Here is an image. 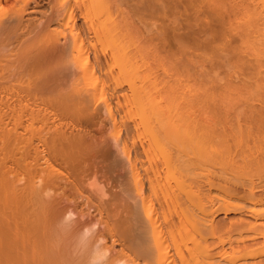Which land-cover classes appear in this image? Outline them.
Instances as JSON below:
<instances>
[{
	"label": "bare ground",
	"instance_id": "bare-ground-1",
	"mask_svg": "<svg viewBox=\"0 0 264 264\" xmlns=\"http://www.w3.org/2000/svg\"><path fill=\"white\" fill-rule=\"evenodd\" d=\"M2 1H5V0H0V4ZM8 1H11V0H6V2H8ZM44 1L45 0H12L13 3L12 2L11 3L17 7H15V9L11 13H8L9 15L4 16V18L2 17L3 19L0 20V133H2L0 135H2V136L4 135L6 138L11 137L13 139V141L15 140V143L14 142H11V143H14L15 148H16V146H17L16 140H20V137L22 138V131L20 132V131H18L19 129H17L18 125L22 124V126H25L26 128L24 127V131H26L25 129H27V126L28 127L32 126L31 130H33V126H35L36 124H40L41 126H43L46 129L45 131L48 134V135L44 134L41 136L38 135L39 136L38 137V144L40 145L41 149H39L38 146H35L33 148V153L31 156H30L31 153L29 152L30 153L29 154L25 148L24 149L26 151V154L28 153L27 156L24 153V149H22L23 151L21 150L23 152V155L19 154L18 155L19 157H17V158L12 157L9 154L11 156V157H9V158H11L10 162H9V164L11 163L10 165L8 164L7 160L5 159V158H7L5 156L6 155L5 152H4V154L3 153L1 154V155H3L4 158H2V156H0V264H51V263L56 264V263H59L58 262V261H60V260H58L59 257L57 259V257L55 256L56 257L55 258L54 255L57 254V256H58L59 253H61V252H59L58 251L59 249H58L57 250L58 253H56L55 249H52V247L50 245H47V238L51 237V241L49 239H48V241L53 242L54 239L52 240V236L56 237L57 234H55L54 232L52 233L51 230H57L58 228L60 229V227H61V229H64L66 227H69L71 224H73V225L76 224V227L71 232V236H70L69 241L67 242V245L69 247H72V245H73L74 249L72 251L71 250L70 251L74 252L76 254L75 255L76 257L73 259L72 262H70V264H128V263L133 264V263H136V261L134 260L135 257H137L135 259H138V258H140V260L142 259V261H144L145 264H175V262H176L175 258L178 259L177 257H179V263L181 262L182 264H199V263L200 264L201 263H203V264H264V257H262V256H264V144H262V142L260 143L261 139H263V137H264V108H263L264 107V0H135L136 3L135 4L133 3L134 5L131 8L132 13L130 12V15L134 18L132 20L133 26L134 27L138 26L139 28L142 27V29H144L141 32V35H142L141 38H140V35L139 36L136 35L139 32L138 30H137L138 32L136 31L137 33H135L136 38L139 37V40L137 39L138 43L139 42L141 43L144 41L143 44L145 46L146 44L149 45L150 43L155 44L154 42L157 41V39H158L160 41V43L162 42L163 44H165L169 47L168 44H169V40L171 39L170 37H172L173 40L175 39L174 40L175 42L177 40L176 44L178 43L180 55L184 54V56H181L182 58L184 57V61H179L181 59V58L179 59V57H178L179 60H177L178 62H181V64L178 63V65H176L177 61L175 62L173 60V62L175 63V66H180V67H177V70H178V68H180L181 71L180 70L179 71L182 72V75L184 74V76L186 78L190 77L189 79H191V77H193L191 79V83L193 80L194 81L193 83L196 85L195 87L193 86L194 88H197L198 87L197 85H199V86L201 85L200 87H202V86L205 87L204 88L205 91H207V92H208V90L210 91V93L208 92L209 94L212 93L211 97H212V95H214V99H213L215 101L214 106H217V107L213 109V114H216V116H215L216 121H215V119H213L214 120L213 122L211 121L212 123L210 121H208L209 123H207V121H205V120H207V117H209L208 116V115H210V113H209V114H207V117H205L206 119L202 118L204 120H202V122L200 121L198 125H193L192 124L193 122L192 123L190 122V125L192 124L193 127L196 126L195 129L192 128V126H190V127L188 126L189 121L186 122L187 127L185 125H182L183 122L185 123V121H186L185 119H184V121H182V123L179 122V124H178L179 127H180V125H182V128L186 127L185 130H182L181 133L178 130L179 128L175 127L176 129L174 130V126L170 127L172 124L168 126V129L170 127V130L172 131V133H174V131H175L174 135H177V136H178V134L181 135L182 133H184V135L182 134L181 137L178 136L179 138H177V136H176V139H178V141L181 139L179 142H181L184 139L182 141V143L185 142L184 144H186L187 147L189 145H191V146L195 145L194 146V147H196L195 149L199 150L201 152L200 154L203 156V158H204V156L206 158L210 156V154H208L209 156H207V154L205 155V153L212 152L220 158L219 163L220 164L222 163L223 167L225 165H227V166L231 165L229 167H232V166L235 167L236 165L238 166V164H241L242 167L245 168V170L246 169L249 170V173L245 174V175L248 174L247 175L248 177L246 179H244V178L239 179V177L238 178H235V177L230 178V176L220 175L221 173L218 174V175H220V178L218 177L219 178L218 179L217 176L214 177L215 171H213V172L211 171L212 174H210V172H209L210 169H209L208 172H209L210 177H207L208 175L205 176L207 174L206 173V174H204V176L206 178L205 177H204L205 179L203 178L204 180L202 181V183L199 182L200 185H199V183H197L198 187H199L198 190H200L199 193H202L201 187L203 188L205 186H207L208 189L216 188V189L222 191V193L224 192V194H225V195L223 194L224 198L220 199L221 201H219V203L216 205L214 212H220V213L223 212L224 214H228V213L232 212V213H237V214L241 215L237 219L236 218L230 219L231 221L229 222L227 227H225V229L227 230V232H226L227 234H228V232L230 233V235L232 233L233 234L236 233L239 237H237V239L235 240L236 244L233 243L236 245V249H233V251L231 252L232 254L225 252L226 250L222 251V249H221V251H219L220 249L218 251L216 249H215L216 251L213 249V251H215V252H213L211 250L210 251L211 253H210L208 251L210 249L209 246L212 245L213 243L212 244L208 243V241L206 239L207 235H205V233L209 232L207 230L208 229L207 227L214 229V228H217V226L215 227V225H214L215 223L213 224V221L211 218H210L211 221H210V219L205 220V218L195 216L192 212H190V210L186 211V214L188 212H190V217L192 214H193V216H195V218L192 216V218H193L192 223H191V221L188 223H190V225L193 224L191 227L193 228L194 232L199 235V238L201 237L200 240L199 239L196 240L193 237L192 241L191 242L189 241V243L191 244L190 245L191 248L188 246V244H186V246L183 245L185 247L188 246V250L190 249V251L186 252V254L189 253V256L186 254L182 255V253H180V249L183 251V247H182V244L179 242H182L183 240H179V239L177 240V237H175L172 234L173 231H172V227H171V222L168 221V219H166L165 214H164V210L162 209V207L160 208V214L162 215V223L159 222V216H158L157 212H155L156 210H155V207H154L153 202L151 200V197H154L155 200L160 199V198L157 199V197H159V196H157L158 195L157 192H159V190L156 191V188L154 187V182H153L154 177L151 178L148 173L151 171V173L156 174V170H158V169H157V165L155 163L153 166L151 165L152 162L150 164V161H152V160H150L148 158V156H149L148 153H149L150 145H151L150 141L149 142L147 141L148 143L144 145L143 144L144 142H142L141 139H139V137H141L140 135L142 134L140 131L139 132L140 135L138 134V137H137V135L133 134L139 140L138 144L136 143L137 138L135 137V139H136L135 140L134 136H132L131 134L129 135V133L131 132L129 129H130L132 124L130 125L129 121L125 122V119L124 120L122 119V117H124V115L121 114L122 112L120 113L117 110L119 108L117 107L118 105H116L115 106V107H117L116 112H119V114H121V116L119 118L120 119L119 122L122 125V127H121V125H120V127L123 128L125 130V133H126L123 135H126L128 137L131 136V141H130V139H128V141L130 142L129 144H127L125 142V140L127 141L128 137L126 138V136H125V138L123 137L124 139L122 140V138L119 135L121 132L119 134L117 132V131L122 130V129L118 128L119 123L117 122L118 120L116 118V115L114 114L115 108H114V112H113V109H112L113 107L111 106V102H110L111 100H109V98L117 97V99L114 98L116 100V103H114V104H119V103H117V101L119 99L118 96L119 95L121 96V94H117V90L119 91V89H120V88H118V84L120 82V79H122V76L123 77L125 76L123 78V81H121L122 83H124V82H127V79H128V81H131V77L133 78L135 75L137 76L139 74L138 70H137V69H139L138 68L139 63L136 65L137 61L135 59H136V55L140 54V52L144 49V46H142L141 45L142 43H141L140 45L143 47V49L140 48L141 46H138V48L136 49L135 45H138V43L131 41V38H133L135 36L134 35L132 37V35L134 34V31H135L133 29L134 27L129 25L130 20L127 21L129 19L128 15H123L121 17L122 13L127 14L129 12H127V11L123 12L122 10L123 9L125 10L126 8H123L121 6L122 4H119L121 6V8H123V9H121L122 12L121 11L118 12L119 10H117L118 13H121L119 15L117 14V17L118 16H119V18L121 17L120 20L125 23V25L123 23L122 25H120V27L121 28L123 26L125 27L126 24L128 23L126 27L129 28L131 33L133 31V34L131 35L129 30L123 29L124 27L122 28V30H125V32H127V34L129 33L128 35H131V37L129 38L130 41H127V43L129 42L131 44V42H132V46L134 48V52H133V49H132V52L134 54H135L136 50H137V52H136V55L134 56V54L130 51V53L133 54V56H134V59H133L132 55H129V54L126 55V53L121 49L124 52L123 54L127 57L120 58L122 56H119L120 54L116 53V51L119 48H117L116 47L117 44H115V47L117 49H116V51H114L115 50L114 49L113 50L114 53L112 51L113 54H110L112 57L109 55L111 57V59H110V62L108 60L109 64H107V66H108L107 69L110 70L109 66L111 67V66H113V64L114 65L116 64V66H118V72L116 75L115 74L111 75L112 77H111V80L109 81L110 82V84H109V83H106V82H108V81H106V79L101 77V75H103V74H101V72H104L102 70L104 65L102 64L103 62L101 61V58L99 56L100 50L95 47L96 45H94V42H92L93 41L92 39H91L92 40L91 42L89 40L91 38L90 36L92 34H93V37H95V38H99V36L101 35V32H103L102 34H104V31L102 30L100 32L101 28H99V27H101L102 24H104L103 20L101 21L100 19L99 20L97 19L98 21L96 23H99L98 24V26L100 25L99 27L97 26L96 23L91 24L90 19H89V24L86 22V19L89 17L90 11L92 12V14L95 12H96L95 14H97V11L99 12L98 1L96 0L95 3L91 2L90 3L91 5L89 4L88 6L84 5L83 6L84 9L81 11V9L78 8V6H76V8L72 7V6L66 7L65 5L68 2L67 0H59V1H57L58 7H56L55 10H52L49 14H47L46 17L44 16V18H45L44 21L41 19L40 22H36L34 19H33L34 20L33 21L32 18H28V17L26 18L27 21L26 20L24 21V19H25L24 14H26V13H27L26 15H29L30 13L35 14L37 11L40 10L38 8H40L41 4ZM121 1H123V0H121ZM121 1H117V2L123 3L125 0L123 2H121ZM46 2H50V0H47ZM87 3L88 2H86V4ZM103 3H105V1ZM43 5H45V2ZM119 5H116L115 7H117L119 9L120 8ZM97 7H98V9H97ZM79 9H80V12L78 11ZM95 10H97V11H95ZM98 15L100 16V13L97 14V17H99ZM131 16H130V18H132ZM78 18L81 19L80 21L84 20V22H82V23H84L83 25L81 23L79 25L76 23ZM119 18L118 19L115 18L116 21L119 20ZM113 21H115V20H113ZM55 22L57 24L59 23V25H61L63 27V28H61V26L59 27V25H57L60 28V31H58L59 28H57V26H56V28L58 29L57 32H56V28H54L55 30L53 29V26L51 28V25L53 23L55 24ZM113 23H114V26L118 24V22H116V23L113 22ZM136 23H137V25H136ZM119 24H120V21H119ZM130 24H131V22H130ZM156 24L160 25L161 28L158 31H156L157 34L154 32L156 34V35H154V37H156V39L155 38L153 39L152 38L153 34H152V36L150 34V31H151L150 27L152 25H156ZM169 24H175V28L171 25L174 28L172 35L168 34V31H167L170 28ZM93 25H95V26H93ZM104 25H102V27H103L102 29H105ZM109 25H110V28H109V26H108V28L111 29L112 26H111V24H109ZM128 25L130 27H128ZM182 25H185V28H186V26L187 27L189 26L190 29L193 28V29H191L192 32L190 30L189 32H191V33H188V32L183 33L182 32L183 30L181 31L182 27L181 28L179 27ZM168 26H169V28L167 29ZM131 27L133 30L131 29ZM113 28L114 27H112V30H115ZM115 28L117 29L119 27L116 26ZM151 28H153V27H151ZM109 29H108V32H109ZM135 29H137V28H135ZM117 31H120V30L118 29ZM125 32L123 31V33H124V34L122 33L123 36L125 35ZM169 32H170V29H169ZM90 33H92V34H90ZM111 33H112V31H111ZM117 34H115V37L119 36ZM22 36H24V37L28 36V37H26V38L23 37L25 39L24 40L22 38ZM125 36L127 37V35H125ZM186 36L187 37L192 36L191 38L192 39L194 38V41H193L194 43L191 46H190V44L186 45V43L183 41V40H185V38H187ZM115 37H113L111 39V40L114 39L112 41V44H113V42L115 43V41L120 40V38L115 40ZM60 38L62 39V41ZM87 38H89V39H87ZM125 38L123 39V41L125 40ZM136 38L133 39V41L134 40L136 41ZM22 39H23V42L21 41ZM140 39L142 41H140ZM188 39L189 38H187V41H188ZM126 40H128V38ZM20 41H21V44H19ZM123 41H121V42L124 43ZM159 41L157 42L158 44H159ZM14 42H17V43H15L16 45L14 44ZM17 44H19V46ZM120 45H122L121 48H123V44H120ZM11 46H13V48H11ZM113 46L114 45H111L110 49ZM132 46H131V48H132ZM126 48H127V46H126ZM139 48H140V50L141 49L142 50L139 51V53H138ZM156 48H157V45H156ZM158 48H159V45H158ZM163 48H165V47L162 46V48L160 47L159 50H161ZM149 49H150V47L147 48V50L146 49H144V50L147 53ZM187 49L190 50V51L189 50L187 51L188 53L190 52L189 55L190 56L192 55L189 60H188L189 57L187 55L185 56L186 53H184V52H186L185 50H187ZM124 50H125V48H124ZM126 50H129V48ZM170 50H172V49H170ZM119 51H120V49H119ZM121 52H119V53H121ZM145 52H142V53L146 54ZM155 52L153 51V54ZM127 53H128V51H127ZM165 53H166V51H165ZM170 53L168 56L173 55V54L170 55ZM90 55H92V57ZM158 56H160V55H158ZM173 56H171L172 59H173ZM130 57H132L133 60L132 59L129 60ZM137 58H138L137 60H139V58L141 59V55ZM147 58H149V57H147ZM159 58H156V59H159ZM90 59L93 61H90ZM120 59H122V60H120ZM123 60H125V61H123ZM143 60H144V58H143ZM163 60H165V59H163ZM167 60H168V58H167ZM167 60H166V62H167ZM187 60L189 63L187 62ZM106 61H107V59H106ZM129 61L130 62L132 61V62L130 63ZM145 61H143L142 64H146L147 61L146 62ZM108 62H105V63H108ZM122 62H126V65L130 67V70H129V68L126 69L127 66L125 65V63H122ZM133 62H135L134 63V69L136 68V70H135L136 72L132 69L133 68L132 67ZM157 62H159V61L157 60ZM169 62H171V60ZM171 63L169 66L173 67L172 66L173 63L172 64ZM122 64L125 65L126 68ZM148 64H149V62H148ZM159 64H158V66H159ZM207 64H208V66L209 65L210 66L207 67L206 66ZM167 66H165V67L167 68ZM120 67H123V72H120V70L122 69ZM139 67L141 68V66H139ZM124 69H126L127 71ZM144 69H145V67H144ZM168 69H170V68H168ZM131 70H133L132 73H131ZM147 70L148 71L145 70L146 73L144 72L145 74H147L146 75L147 78H146V76L144 77L143 73H141L142 74L141 76H143V77H140V76L134 77L133 80L139 81L140 78H142L141 79L142 81H143V79L145 81L146 80L148 81L149 75H151L148 72L151 73L152 71H150L149 69H147ZM124 71H126V73H124ZM128 71L130 72L131 76L128 75L129 74ZM139 71H142V70H139ZM172 71H174V70H172ZM111 73L112 72H110V74ZM122 73H124L125 75ZM136 73H138V74H136ZM152 75H154V72ZM135 78H137V79H135ZM180 79H181V77H180ZM189 79H188V81H189ZM154 80H156V79L154 78L153 81ZM174 80H175V78H174ZM153 81L151 80L150 86L153 87L154 89H155V87L157 89H159V87H157V85L155 87L153 86ZM180 81L182 82L183 80L181 79ZM121 82H120L119 86H121ZM148 82H150V80ZM129 83L130 82H128V84ZM133 83H134V86L136 88L143 85V88L141 87V89H144V87H145L144 85L146 84V82H145L144 84L142 83V85L140 84V86L137 87L136 85L139 82L135 85V82L131 81L130 85H127V86H129V88H130L131 84H133ZM165 83L163 86H166ZM168 83L169 82L167 81L166 84H168ZM191 83H189V84L191 85ZM105 84H107V85H105ZM155 84L156 83H154V85ZM13 85H15L17 88H13ZM147 85H148V83H147ZM170 85H171V83H170ZM170 85L169 86L167 85L168 87L167 86L166 87L170 88ZM184 85L186 86V84H184ZM187 85H188V83H187ZM105 86L107 88L109 87L110 88L109 90H111V92H109V96H110L109 98L107 96L108 94H106L107 92H106ZM134 86L132 85L133 89H131L134 93H131V94L133 97H135L136 101H138L140 99L139 101L142 102V100L144 99L143 98L141 100L142 96L143 97L147 96V95H148V97L151 96V94H150L151 90L149 91V86L148 87L146 86V90H143V91H145V93L147 91V93H148L147 95L144 94L141 96V94H140L141 98L137 95H134V94L140 93V91H141L140 88H139L140 89V91H139V89H135ZM177 86L179 87V84ZM177 86L175 88H177ZM11 87L13 89H11ZM184 87L182 86V88H184ZM193 87H192V90H193ZM206 87H208V89H206ZM167 88H166V90H169ZM171 88H172V86H171ZM14 89L15 90L17 89V90L13 92L12 90H14ZM187 89H190V88H187ZM8 90H10L13 93L9 94L10 91L8 92ZM137 91H139V92H137ZM154 91L157 92L158 90H153V92ZM164 91H165V89H164ZM125 92H126V90H125ZM125 92L123 91V93H125ZM207 92L205 94H207ZM118 93H121V92H118ZM6 94H9L8 95L9 97L6 96ZM10 95H11V97H10ZM125 95L127 97L126 93H125ZM125 95H123V96H125ZM136 96H137V98H136ZM154 96H156V95H154ZM180 96H181V94H180ZM194 96H197V94ZM148 97L147 98L145 97L147 99V102H146V100H145L146 103L144 101L143 102L145 104L144 108H146L147 110L150 111L151 108L148 109L147 108L148 106L146 107V105H148L147 103H149L148 100H151L152 98L150 99ZM160 97H161V95H160ZM188 97H189V95H188ZM243 97L244 98L246 97V98L244 99ZM127 99H129V98L127 97ZM159 100H160V98H159ZM197 100L199 101V98ZM240 100H242V101L244 100V101L240 103L239 102ZM38 101H39V103H37ZM130 101L135 102L134 98H133V100L131 99ZM208 101H210V100H208ZM40 102H45V103H41L43 105L42 106V105H40ZM159 102H161V101H159ZM244 102L248 105L247 107H246ZM254 102H258L260 104L261 107L256 106V107H258L259 110L261 108L260 111L255 110ZM100 103L103 104V105L102 104L101 105L104 106V109L106 110L107 115H109V117H110V121L113 124L112 129H113V127H115V134L116 133L118 134L115 136L114 133H111L112 135L114 134L113 138L114 137L116 138L117 136H119L116 139L115 145L117 146V144L119 145V143L122 145V151L120 149L119 152L121 151L120 153H122L120 156L123 155L124 163L121 160L118 161L115 158L116 161H118L119 163L122 162V163H120L121 168L125 167L124 170H122L123 175H120L119 178L122 176L125 177V175H127L126 176L127 178H125V179L123 178L125 182H122V180H123L122 178H120L122 180H119L117 182V183H119V185L117 184L118 185L117 187H119V190L116 193L113 192L111 199H109L105 202L104 209L98 208V212H97L98 214L95 213V214H97L96 215L97 218H95V221L91 222L92 220L89 219L88 224L81 225L82 223L80 224L78 219H75V220L70 219V217L74 213L69 208H59L58 205H59L60 200L62 201V199L65 197V190L66 189H76V183L75 182H76V180H79L78 178H81L82 183L84 182L82 180L83 177H80L81 168L84 167L83 164L89 159V157H90L89 155H91L90 153H92L93 151L99 152L98 147H100V146H98V144L96 142L98 147H96V146L95 147L97 150H95V148H92L93 149V151H92V149L90 147H94L95 144L93 141L94 145L92 146V144H91L92 142L90 143V141L93 139L91 138V140L89 142H87L89 139L86 138L87 139L86 140L84 138L85 136H83L82 133H79L78 131H77V133L76 132L72 133L71 130L68 131L67 130L68 126H65V125H64L65 127L63 126V124L66 123L64 121L67 119H64V120H62V119L64 118L63 116H65V113H66V115L69 116L70 112L68 111V109L71 110L72 107L74 109V106H77L80 109V110H78V108H75V110L77 109L81 113L85 112L86 114H89V115H87V117L89 116V118L83 117V115L86 116L85 113L82 114V116H81L82 118L88 119L87 121H89V119H90V121L94 120L93 117H95V119H98L99 115L101 117V114H100L101 110L96 109V107H99L98 105H100ZM138 103L139 102H137V104H135V106L137 105L136 107H138V106L141 107L142 104L138 105ZM152 103H154V105L158 104L157 102H151V104ZM177 103H176V105H177ZM52 104H54V105L56 104V105L54 106ZM132 104L133 103H130V105H132ZM238 104L240 105V107ZM241 104L243 105V107L245 106L244 111L241 107L242 106ZM178 105H180V104L178 103ZM236 105H238V108L232 109V107H234V106L237 107ZM44 106H46V107H44ZM52 106H54V107H52ZM69 106L71 108H69ZM140 107L137 108V110L135 109L137 112L136 114H138V111L140 112V110H138V109H140ZM102 108L103 107H101V109ZM141 108H143V107H141ZM178 108H179V106H178ZM239 108L241 109V111L238 110L239 112L238 111L235 112L234 109H239ZM160 109L162 110V108H160ZM160 109H159V112H161ZM230 109H231V111L233 110L235 113L231 112ZM75 110H73V111H75ZM98 111H100V112H98ZM156 111L158 112L157 109H156ZM175 111L176 110H174V113H175ZM67 112H69V114ZM80 112H79V114H81ZM152 112H154V111H152ZM131 113H133V112H131ZM232 113L234 114V116H236V119H235V117H233L231 115ZM72 114H73V112H72ZM139 114H140V116H142V117L139 116L142 120L145 119V117L143 116V113L140 112ZM148 114H150V113H147V115ZM157 114H155V115L157 116ZM162 114H165V113H162ZM205 114H206V110H205ZM133 115H135V113H133ZM176 115H177V112H176ZM238 115H240V116H238ZM129 116L132 117L131 114ZM129 116H128V119L130 120ZM241 116H242L243 120H242V118L239 119ZM96 117H98V118H96ZM210 117L212 120V118H214V115L212 116V114H211ZM230 117H233L235 119L236 124H238V122H239V125L236 126L235 123L233 122L234 119L233 118L231 119ZM124 118H126V116ZM140 118H139V121L141 120ZM6 119H7V121H6ZM9 119L11 120L9 122L10 123L12 122L14 127L10 126V129H7V125H9L8 124ZM162 119L163 118H161V120ZM241 120H242V122H244V124H246V125H244V127L246 126V130L244 127L240 126ZM73 121H74V119H73ZM77 121H78V119H77ZM149 121H148V119L143 120V123H142V121H140L139 125L141 126V128L143 130H145L146 128H148V129L152 128L150 130L151 133L153 131L155 132V129L157 130L158 126L155 127V129H153L154 127L151 125L152 124L154 125V123H152L150 125V123H147ZM193 121H194V119H193ZM196 121H199V118H198V120L196 119L195 122ZM25 122H27L29 125H27V124L23 125V123H25ZM82 123H83V121H82ZM126 123H129V124H126ZM135 123H137V122H135ZM174 123H175V121H174ZM72 124L74 125V123H72ZM86 124H87V122H86ZM161 124H162V122H161ZM129 125H130V127H129ZM136 125H138V124H136ZM157 125H158V123H157ZM116 126H117V128H116ZM154 126H156V125H154ZM160 126H162V125H160ZM242 126H243V123H242ZM124 127H126V129ZM159 127H158V129H159ZM162 127H164V126H162ZM236 127L238 128V130H236ZM8 128H9V126H8ZM44 128L40 129V130L43 131ZM191 128H192V130H191ZM28 129L30 130V128H28ZM71 129H73V127ZM76 129H77V127H76ZM138 129H139V127H138ZM138 129H135V131L136 130L138 131ZM77 130H79V129H77ZM235 130L237 131L236 133H235ZM34 131L36 133L35 129H34ZM37 131L42 132L39 130H37ZM180 131H181V129H180ZM245 131H246V136L247 135L250 136L248 138H250V141L252 144H250V142H249V144H247L248 142L245 141L246 143L245 142L244 143L246 145L245 144L243 145V146H245V148L244 147L243 148L241 147V148H242V150L243 149L245 150L247 148L248 154L253 155V157H247L248 155H246V153H245L246 150L245 151L243 150V152L245 154L243 153V156H242L240 153V152H242V150L240 148H239L240 149L239 153L237 151H235L237 154L235 152L233 154L232 153L233 150H231L232 149L231 146L234 145V147H235V144H232L235 141V138H233V137H235L234 135H238V137L236 136L237 137L236 141H237V143H241L242 141H240V142H238V141H239V138H240V140H242L241 137H242V135L245 134ZM127 132H128V134H127ZM154 132L152 133L153 135H154ZM177 132H178V134H176ZM6 133L8 134V136H6ZM155 134L158 135L157 131ZM32 136L34 137L35 135H32ZM5 137H3V138H5ZM147 137H148V135H147ZM170 137H172V136H170ZM3 138H2V141H3ZM8 138H7V142H8ZM35 138H36V136H35ZM231 138L233 139V141H230ZM152 139H153L152 141L159 142L157 137H156V140H154L155 137ZM117 140L119 141V143ZM173 140L175 141V138H173ZM2 141H0V142H2ZM4 141L6 142V140H4ZM20 141H21L20 143L23 144L22 139ZM30 141H32V140L28 141V139H27V142L29 144H30ZM5 142H4V144H5ZM9 142H10V140H9ZM156 142H155V145H156ZM176 142H177V140H176ZM11 143H9V144H11ZM230 143H231V145H230ZM256 143H259V144L257 145ZM263 143H264V139H263ZM18 144H19V141H18ZM102 144H103V142H102ZM152 144L155 147L153 142H152ZM184 144H182L183 146H181V145L179 147L176 146L178 149L175 148L176 149L175 151L179 150V148H181V147L186 149ZM157 145L159 146V143H157ZM238 145H240V144H238ZM3 146L4 145H2V147ZM139 146L141 147V151L139 150L140 149ZM191 146H189V147H191ZM193 146L191 148L192 150L194 149ZM240 146H242V145H240ZM2 147H0L1 150L6 149V148L2 149ZM13 147H11V148H13ZM31 147H32V145H31ZM184 149H180L181 150L180 152L185 151ZM191 149L189 148V150H191ZM239 149H236V150H239ZM12 150L13 149H11V152H12ZM252 151H253V153L258 152L259 155H261V157L254 156ZM1 152H3V151H1ZM13 152H14V150H13ZM101 152L103 153L104 151H101ZM101 152H100V154H102ZM180 152L177 151L176 152L177 155H180V154H178ZM109 153H111V152H109ZM196 153H199V152L196 151ZM202 153H204V154H202ZM258 153H255V155H257ZM11 154H13V153H11ZM142 154L144 156H142ZM200 154H199V156H200ZM232 154L233 155L236 154V156H232ZM20 155L21 156L25 155L26 157L20 158L21 157ZM164 155H165V152H164ZM184 155H186V154H184ZM166 156H168V155H166ZM186 156H183V159H184V157L186 158ZM240 156L243 158H240ZM27 157L29 158L28 160H26ZM244 157L247 159H245ZM173 158L176 159V160L175 159L173 160V162L175 161V163L172 162V164H174L175 169H174V167L172 168V164H169V165H171L170 166L171 169L177 170L176 174H175V175H179V176H177V179H180L181 176L183 178L184 172H186V173L188 172L187 174L190 173L189 168H191V166L187 162L183 161L181 156H179V157L176 156ZM187 158H189V157H187ZM238 158L241 159L239 161V163L236 160ZM102 159H103V157H102ZM169 159L171 160V157H168L166 163L168 161L170 162ZM109 160L110 159H108V160L106 159V161H109ZM208 160H209V158H208ZM215 160H216V158H215ZM112 161L114 162V159ZM112 161H111V164H112V167H114ZM144 161L149 162L148 166H150V165L151 166L145 167ZM209 161H211V160H209ZM118 162L116 165L117 167L119 166ZM219 163H217V161H216V164H219ZM111 164H110V162L107 164V166L110 165V170H112ZM175 164L177 165V167ZM95 165L98 166L97 163ZM209 166H211V165H209ZM212 166L214 168L213 163H212ZM217 166H219V165H217ZM221 166L219 167V169H221ZM227 166H225L224 168H226ZM234 167H232V168H234ZM148 168L152 169V170L149 171V170H147ZM232 168H230L231 171H232ZM125 169H126V171H125ZM167 169H170L169 166L167 167ZM219 169H218V171H219ZM86 170H87V168H86ZM245 170H243V171H245ZM248 170H247V172H248ZM123 171H124V173L125 172L129 173L130 177L126 173L124 175ZM82 172H83V170H82ZM242 172L238 173L239 175H237V176H241ZM222 173H224V171ZM231 173H233V172H231ZM229 174L230 173H228L226 175H229ZM83 175L84 174H82V176ZM88 175H89V173H88ZM105 175H107V174L105 173ZM157 175H158V173H157ZM215 175H217V174H215ZM224 175H225V173H224ZM235 176H236V174H235ZM174 177H172V178H174ZM242 177H245V176H242ZM108 178H110V177H108ZM216 178H217V180H216ZM126 179L130 180L131 184H129V181L127 180L128 181L127 182ZM177 179H176V181H177L176 184L179 181V183L177 185L181 186L182 182L180 184V180H177ZM155 180H157V179H155ZM126 182L128 184H126ZM195 182H194V185H195ZM84 183L87 184L86 181ZM157 183H158V181H157ZM167 184H169V183H167ZM197 184L195 186H197ZM117 187L115 186L116 190H117ZM107 188H110V187H107ZM179 189H180V187H179ZM206 189L207 188H205V190ZM165 190L166 189H164V191ZM182 190L180 189V191H182ZM182 192H184V191H182ZM205 192L206 193H202V194L203 195L205 194V197L207 196V198H208V195H209V197L212 195V194L211 195L209 194V190H206ZM166 193H167V191H166ZM192 193H193V190H192ZM102 195H104V194H102ZM160 195H163V194H160ZM177 195H178V193H177ZM177 195L173 196V197H175V199L173 198V200L176 201V204H178L177 207H180V206H182V203H181L182 200L180 199L179 195L178 196ZM195 195H196V197L199 196L198 194H195ZM170 197H172V196H170ZM163 198H164V196H163ZM200 199H201V197L199 196V202H197V200H196V203L197 204L199 203L198 208L201 211V213L205 214L204 208H207L209 206L211 207L212 205L206 206L204 204V203H207V200L209 202V198L208 199H202V200H206V202L202 201L204 203H202L200 201ZM180 200H181V202H180ZM101 201H103V199ZM158 202H159V200H158ZM193 203H194L193 206L197 205V204L195 205V201ZM139 204H140V208L142 207L140 211L138 210ZM158 204H160V203H158ZM214 205L215 204L213 203V206ZM97 207H95V209ZM164 207H166V206H164ZM180 208H178V209H180ZM157 209H159V208H157ZM167 209L170 210L169 208H167ZM88 210H89V207H88ZM88 210L86 211V214L84 211H80L78 218L80 217V215H82V216L84 214L88 215L87 214L89 212ZM181 210H182V208H181ZM181 210H179V213L180 212L182 213L183 210L182 211ZM196 212H198V211H196ZM184 213H185V211L183 212V214ZM186 214H184L183 216H185ZM208 214L209 213L207 212L205 214V216H207ZM213 214H215V213H213ZM179 215L181 216V214H179ZM211 216H212V214H211ZM188 217L189 216H187V218ZM190 217H189V219L191 220L192 218H190ZM178 219H179V217H178ZM180 219L178 220V222L180 221ZM180 223H179V225H180ZM224 223H226V222H224ZM95 224L102 225L103 231L101 230V231H99L100 233L98 232V233L94 234L92 232V228L95 227ZM217 224H218V222H217ZM174 226H175V224H174ZM224 226H226V225H224ZM224 226H223V228H224ZM175 227L177 228V226H175ZM168 228H169V230H168ZM205 229L207 230V232H204ZM211 229H209L210 232L212 231ZM217 229L219 230V228H217ZM50 231L52 233L51 234L52 236L49 237ZM66 231L68 232L67 229H66ZM90 232H91V234H90ZM203 232H204V234H203ZM216 233L217 232H215V234ZM210 234L211 233H209V236H210ZM60 235H63V234H60ZM167 235H168L169 239H171V240H169V242H167L168 240L166 239ZM211 235L214 237L213 233ZM224 236H226V235H224ZM107 237L112 239L111 243L113 245H115V244L119 245L118 252H116L114 254L112 253L109 256H107V254H106L107 252H109V247L106 246L105 243L101 244V241L106 239ZM62 238H61V240H62ZM202 239H203V241H202ZM218 240H220V239H218ZM223 240H222V242L220 240L221 244H223V242L226 241V240L225 241H223ZM227 240H228V238H227ZM62 241H64V239ZM170 241H172L171 243H172L174 248H172V245H171V248H169L170 247L169 246ZM54 242H56V241L54 240ZM186 242H187V240L185 241V243ZM213 242H214V240H213ZM226 242L228 243V245L231 248L232 247L231 246L232 241L230 240V237H229V240ZM53 244H54V246H56L55 243H53ZM217 245H218V243H217ZM227 246L225 245L224 247H227ZM63 247H65V246H63ZM110 247H111V244H110ZM66 249L68 250V248H66ZM66 249H64V250H66ZM169 249H171V250H169ZM172 249L176 250V252H174V253L171 252V251H174ZM62 250L63 249H60V251H62ZM185 250L186 249L184 248V251ZM66 251L64 253L68 252V251L67 252ZM70 251H69V253H71ZM85 252H86V254L84 255ZM172 253L176 254L178 256L174 255V257H173ZM198 253L203 255L202 257H204V258H202L200 256L202 260L204 259L203 261L198 258L199 257ZM131 254L134 255L133 256L134 258H132ZM60 256H61L60 257L61 261L66 260V257L62 253L60 254ZM63 256L65 259H62ZM186 256H188V257H186ZM217 256H219V258ZM52 257H54L55 259ZM82 257H84V258H82ZM261 257L263 258V260ZM79 258H82L83 260H81ZM51 259H52V261L54 260L53 262H55V263H53L51 261ZM78 260H80V261H78ZM200 260L202 262H200ZM64 261H62L60 263L64 264L63 263ZM65 264H68V263L66 262Z\"/></svg>",
	"mask_w": 264,
	"mask_h": 264
},
{
	"label": "rangeland",
	"instance_id": "rangeland-1",
	"mask_svg": "<svg viewBox=\"0 0 264 264\" xmlns=\"http://www.w3.org/2000/svg\"><path fill=\"white\" fill-rule=\"evenodd\" d=\"M47 0H45L44 2H45V5H43L44 4V2L41 4V6H40V8H38V9H40L39 11H37L35 14H33V13H28L29 15H26V14H24V21L26 20V18L28 17V18H32V20L34 19L36 22H40V20L42 19L43 21L45 20V18H44V16L46 17L47 16V14H49L52 10H55V8L56 7H58L57 6V1H59V0H50V2H46ZM68 2L66 3V7H68V6H72V7H75L76 8V6H78V8H80L81 9V11L84 9L83 8V6L84 5H86V6H88L91 2L93 3H95L96 2V0H67ZM83 1V2H82ZM98 1V6H99V9H98V7H97V9L99 10V12L97 11V10H95V11H97V14H99L100 13V16L99 17H97V14H95V13H93L92 14V12L90 11L89 12V17L86 19V22L89 24V19H90V22H91V24L93 23H96L99 19L102 21L103 20V23L105 24H102V25H104V28L105 29H102L103 27H102V25H101V27H99L98 26V24L99 23H96L97 24V26L99 27V28H101L100 29V32L103 30L104 31V34H102L103 32H101V35L99 36V38H95V37H93V34L92 33H90V34H92L89 38H87V39H89L90 40V42L92 41V42H94V45H96L95 47L96 48H98L99 50H100V54H99V56H100V58H101V61L103 62L102 64L104 65V67L102 68V70L104 71V72H101V74H103V75H101V77H103L104 79H106V81H108V82H106V83H109L110 84V80H111V75H116L117 74V72H118V66H116V64L114 65L113 64V66H109V68H110V70H108L107 68H108V66H107V64H109V62H110V59H111V55L110 54H113L114 53V51H116V49L117 48H119L120 49V51H119V49L116 51V53H118V54H120L119 56H122V57H120V58H125V57H127V56H125L123 53L125 52L126 53V55L127 54H129V55H132L133 56V52H134V48H133V46H132V42H136V43H138V40H139V37H137L136 38V35L137 36H139L140 35V38L142 37V35H141V32H142V30H144V29H142V27H134L133 26V22H132V20L134 19L131 15H130V12H131V8L133 7V5L136 3L135 2V0H123V1H121V0H97ZM105 1V3H103ZM109 1V2H108ZM117 1H121V2H123V3H118ZM12 2V0L11 1H8V2H6V0L5 1H2L1 2V4H0V20L1 19H3L4 18V16H6V15H9L8 13H11L14 9H15V7H17V6H14V4H12L11 3ZM82 2V3H81ZM86 2H88L87 4H86ZM102 3V4H101ZM116 3V4H115ZM118 3V4H117ZM134 3V4H133ZM78 4V5H77ZM83 4V5H82ZM104 4V5H103ZM119 4H122L121 6L123 7V8H126L125 10L123 9V8H121V6L119 5ZM124 4V5H123ZM81 5V6H80ZM91 5V4H90ZM114 5V6H113ZM116 5H119V9L117 8V7H115ZM80 9L78 10L79 12H80ZM121 9H123L122 11L123 12H129V13H127V14H121V13H118V12H120L121 11ZM117 10H119L118 12H117ZM121 11V12H122ZM132 13V12H131ZM117 14L119 15V14H121V17L123 16V15H128L129 17V19L127 20V21H129V25H131V26H133L134 28V34H133V31H132V33H131V31L129 30V28H127L126 26H127V24H126V26L123 28V29H127V30H129L130 31V34L132 35V37L135 35V33H137L138 31V33L134 36L135 38H136V41L134 40L133 41V39H135L134 37L133 38H131V44L128 42L127 43V41H130V37H131V35H128L127 34V32H125V30H122V28L120 27V25H122L124 22H122L120 19H121V17L119 18V16L117 17ZM91 15V16H90ZM130 16L132 17V18H130ZM3 17V18H2ZM118 19L119 18V20H117L116 21V19ZM98 19V20H97ZM29 20V19H28ZM33 20V21H34ZM38 20V21H37ZM81 19H77V24L79 25L80 23L83 25L84 23H82V22H84V20H82V21H80ZM113 20H115V21H113ZM27 21V20H26ZM93 21V22H92ZM118 22V24L117 25H115L114 26V23L113 22ZM119 21H120V24H119ZM100 22V21H99ZM122 22V23H121ZM130 22H131V24H130ZM135 22V21H134ZM101 23V22H100ZM86 24V23H85ZM109 24H111V26L112 27H114L113 29H115V30H112V27H111V29H109L110 28V25ZM135 24V23H134ZM57 25H59V23L57 24L56 22H55V24L53 23L52 25H51V28H52V26H53V29L54 28H56V26ZM119 25V26H118ZM124 25H125V23H124ZM128 25V27H130ZM136 25H137V23H136ZM175 28V24H169V26H170V28H169V26L167 27V29L169 28L170 29V32H169V29L167 30L168 31V34H171L172 35V32H173V27ZM61 25H59V27H60ZM93 26H95V25H93ZM107 28H106V27ZM108 26H109V28H108ZM119 27V28H115V27ZM58 26H57V28H59ZM151 27H153V28H151ZM150 27V34H151V36H152V34H153V36H152V38L154 39H156V37H154V35H156L157 33H156V31H158L161 27H160V25H152ZM155 27V28H154ZM180 28H181V31L183 32V33H185V32H188V33H191L192 32V30L191 29H193V28H189V26L187 27L186 26V28H185V25H182V26H179ZM56 28V32H57V29ZM61 28H63L62 26H61ZM135 28H137V29H135ZM139 28V29H138ZM172 28V29H171ZM179 28V29H180ZM188 28V29H187ZM108 29H109V32H108ZM120 30V31H117V30ZM131 29H132V27H131ZM132 29V30H133ZM55 30V29H54ZM112 31V33H111V31ZM138 30V31H137ZM187 30V31H186ZM191 30V32H189ZM58 31H60V28H59V30ZM122 31V32H121ZM123 31L125 32V35H127V37L124 35L123 36ZM137 31V32H136ZM54 32V31H53ZM55 32V33H56ZM107 32V33H106ZM116 32V33H115ZM122 34H120V33ZM156 34H155V33ZM180 32V31H179ZM59 33V32H58ZM57 33V34H58ZM118 33V34H117ZM106 34V35H105ZM111 36H110V35ZM115 34H117V35H119V36H116L115 37ZM29 35V34H28ZM104 35V36H103ZM114 35V36H113ZM25 36V35H24ZM24 36H22V38L24 37ZM115 37V40L116 39H119L120 38V40L121 41H123V39L125 38V40L123 41L124 43H122L120 40H117V41H115V43L113 42V44H112V41L114 40H111L113 37ZM26 37H28V36H26ZM26 37H24V38H26ZM30 37V36H29ZM101 37V38H100ZM124 37V38H123ZM158 37V36H157ZM187 37V36H186ZM192 36H188L187 38H189L188 39V41H187V38H185V40H183L185 43H186V45H188V44H190V46L194 43L193 41H194V38L192 39L191 38ZM23 38V39H24ZM122 38V39H121ZM128 38V40H126ZM171 38V39H170ZM169 39V47L167 46V45H165V44H163L162 42L160 43V41L157 39V41H155L154 43L155 44H153V43H150L149 45L148 44H146L145 46H144V44H143V42H139L138 43V45H135V47H136V49L138 48V46H144V49H146L147 50V48H149L150 47V49L148 50V52L146 53L145 52V50L143 49V47L141 46L140 48H142L141 50H140V48H139V50H138V53H139V51H141L140 52V54H137L136 55V52H137V50H136V52H135V54H134V56L136 55V65L139 63V66H141V68L138 66V68L139 69H137L138 70V73H136V74H138L137 76L135 75H133L134 77H138V76H140V77H143V76H141L142 74L141 73H143L144 74V77L147 75V74H145L146 73V71H148L147 69H149L150 71H152L151 73L150 72H148L149 74H151V75H149V80H150V82H148L147 80L145 81L144 79H143V81L141 80L142 78H140V80L139 81H137V80H133V78L131 77V81H133V82H135V85L138 87V86H140V84L142 85V83L144 84L145 82H146V84L144 85L145 87H144V89H141V87L143 88V85L142 86H140V87H138V88H136L135 86H134V83L133 84H131V87L129 88V86H127V85H130V83H131V81H128V79H127V82H124V83H122L121 81H123V78L125 77H123L122 75V79H120V82H121V86H119V84H120V82H119V84H118V88H120L119 89V91L117 90V94H121V96L119 95L118 96V101H117V103H119V104H114V103H116V100L114 99V98H116L117 99V97H112V98H109L110 96H109V92H111V90H109L110 88L108 87H106V94H108L107 96H108V98H109V100H111L110 102H111V106L113 107L112 109H113V112H114V108H115V112H116V109H117V107L119 108V109H117L122 115H124V117L126 116V118H124V117H122V119L124 120L125 119V122L127 121H129V123H130V125H131V127H130V125H129V127H130V133H129V135L131 134L132 136H134V135H137V137H138V134H139V132L141 131V137H139V139H141V141L142 142H144L143 144L145 145V144H147L149 141H150V143H151V145H150V150H149V153H148V158L150 159V160H152V161H150V164H151V162H152V166L154 165V163L157 165V169L158 170H156V174L154 173H151V171L150 170H152V169H147V170H149L150 172L148 173L149 174V176L151 177V178H155V179H157V180H155L154 178H153V182H154V187L156 188V191L157 190H159V192H157V196H159V197H157V199L158 198H160V199H158L159 200V202H158V200H155L154 199V197H151V200H152V202H153V205H154V207H155V212H157V214H158V216H159V222L160 223H162V215L160 214V208L162 207V209L164 210V214H165V217H166V219H168V221H170L171 222V227H172V231L174 232H172V234L175 236V237H177V240L179 239V240H183L182 242H179V243H181L182 244V247H183V251L180 249V253H182V255H185L186 254V252L187 251H190V249L188 250V246L190 247V243H189V241L191 242L192 241V239H193V237H194V239H196V240H200V238H199V235L197 234V233H195L194 232V230H193V228L191 227L192 225H190V223H188V222H190L191 221V223H192V221H193V218H192V216H193V214L195 215V216H198V217H202V218H205V220L206 219H212V221H213V224L215 225V227L217 226V228H219V230L217 229V228H214V229H211V228H209V227H207L208 229V231L209 232H207V230L205 229L204 230V232H207V233H205V235H207V237H206V239H207V241H208V243H210V244H212V245H210L209 246V252L212 250L213 251V249L215 250H219V251H221V249H222V251L223 250H226L225 252H227V253H229V254H232L231 252L233 251V249H236V243H235V240L237 239V237H239L236 233H232L231 235H230V233L228 232V234L226 233L227 232V230L225 229V227H227V225L229 224V222L231 221L230 219H237L238 217H240L241 215H239V214H237V213H228V214H224L223 212H214V209H215V207H216V205L219 203V201H221L220 199L221 198H224V192L222 193V191H220V190H218V189H216V188H210V189H208V187L207 186H205V187H201V191H202V193H206L205 191L206 190H209V194L211 195L210 197H209V195H208V198H209V202H208V200H207V203H204V202H206V200H202V199H208L207 198V196L205 197V194L203 195L202 193H199L200 192V190H198L199 189V187H198V184L197 183H202V181L206 178L205 176H207V177H210L209 176V172H210V174H212L211 173V171L213 172V171H215L214 173L215 174H217V175H215L214 174V177L215 176H217V178L219 177L220 178V175H223V176H230V178H232V177H235V178H238L239 177V179H246L248 176V174L247 175H245L246 173H249V170L248 169H246L245 170V168H243L242 167V165L241 164H238V166L236 165L235 167L234 166H232V167H234V168H232V167H229V166H231V165H229V166H227V165H225V166H227L226 168H224L223 167V165H222V163L220 164L219 162H220V158L217 156V155H215L214 153H212V152H207V153H205V155L207 154V156H209L208 154H210V156L209 157H205L204 156V158H203V156L200 154L201 152L199 151V150H196L195 148L196 147H194L193 145V147H194V149L192 150L191 148H192V146L191 145H189V146H191V147H187L186 146V144H184L185 142H183L182 143V141L184 140L183 138V140L181 141V142H179L178 141V139H176V136L177 135H174V133H175V129L176 128H179L178 130H179V132L181 133L182 132V130H185V128L187 127V124H186V122H188V126L190 127V126H192V124L193 125H198L199 124V122L201 121L202 122V120H204V119H206L205 117H207V114H209L210 113V115H208L209 117H207V120H205V121H207V123H209L208 121H214L213 119H215V121H216V114H213V109L214 108H216L217 106H214L215 104V101L213 100L214 99V95H212V97H211V94H209L210 93V91L208 90V92L207 91H205V87H200L199 85H197L198 87L197 88H194L196 85L193 83L194 81L192 80V83H191V79L193 78V77H191V79H189V78H186L185 76H184V74L182 75V72H180L181 71V69L180 68H178V70H177V67H180V66H175V63L173 62V60L176 62L177 60H179L180 58V60L179 61H184V57L182 58L181 56H184V54L183 55H180V52H179V48H178V43L176 44V42H177V40H176V42L172 39V37H170ZM23 39L21 40L22 42H23ZM61 39V38H60ZM92 39V40H91ZM138 39V40H137ZM25 40V39H24ZM88 40V41H89ZM21 41H20V43L19 44H21ZM61 41H62V39H61ZM126 41V42H125ZM140 41H142L141 39H140ZM159 41V44L157 43ZM117 42V43H116ZM153 42V41H152ZM175 42V43H174ZM15 43H17V42H14V44ZM123 44V48H121L122 47V45H120V44ZM157 43V44H156ZM13 44V45H14ZM19 44H17L18 46H19ZM93 44V43H92ZM115 44H117L116 45V47H115ZM135 44V43H134ZM141 44V45H140ZM153 46H152V45ZM163 44V45H162ZM16 45V44H15ZM111 45H114L111 49H110V46ZM132 46V48H131V46ZM151 45V46H150ZM155 45V46H154ZM156 45H157V48H156ZM158 45H159V48H158ZM163 47H165V48H163V49H161V50H159L160 49V47L162 48V46ZM126 46H127V48H126ZM11 48H13V46H11ZM124 48H125V50H124ZM129 48V50H126V49H128ZM131 48V49H130ZM177 48V49H176ZM115 49V50H114ZM124 51H122V50ZM132 49H133V52H132ZM165 49V50H164ZM170 49H172V50H170ZM98 50V51H99ZM114 50V51H113ZM163 50V51H162ZM168 50V51H167ZM178 50V51H177ZM189 49H187V50H185L186 52H184V53H186L185 54V56L187 55L189 58H188V60L190 59V57L192 56H190L189 54H190V52L188 53L187 51H188ZM112 51H113V53H112ZM122 51V52H121ZM127 51H128V53H127ZM130 51L133 53V54H131L130 53ZM151 53H150V52ZM153 51L155 52L154 54H153ZM165 51H166V53H165ZM190 51V50H189ZM192 51V50H191ZM119 52H121V53H119ZM142 52H145L146 54H143ZM158 52V53H157ZM160 52V53H159ZM171 52V53H170ZM142 53V54H141ZM169 53H170V55L171 54H173V55H171V56H173V59H172V57L171 56H168L169 55ZM155 56H153V55ZM178 54V55H177ZM192 54V53H191ZM111 57H110V56ZM117 55V54H116ZM124 55V56H123ZM141 55V59L139 58V60H137L138 58L137 57H139ZM144 55V56H143ZM158 55H162L161 57L160 56H158ZM167 55V56H166ZM177 55V56H176ZM91 57H92V55H90ZM134 56H133V59H134ZM158 56V57H157ZM90 57V58H91ZM118 57V56H117ZM146 57V58H145ZM147 57H149V58H147ZM160 57V58H159ZM166 57V58H165ZM178 57H179V59H178ZM109 58V59H108ZM143 58H144V60H143ZM156 58H159V59H156ZM167 58H168V60L170 61L171 60V62L173 63H171V62H169L168 60H167ZM171 58V59H170ZM176 58V59H175ZM92 59V58H91ZM90 59V61H93V60H91ZM105 59V60H104ZM106 59H107V61H106ZM128 59V58H127ZM132 59V57H130V59L129 60H131ZM132 59V60H133ZM156 59V60H155ZM163 59H165V60H163ZM187 59V58H186ZM108 60H109V62H108ZM120 60H122V59H120ZM134 60V61H135ZM145 61L146 62V64H142L143 63V61ZM149 60V61H148ZM157 60L159 61V62H157ZM166 60H167V62H166ZM188 60H187V62H188ZM123 61H125V60H123ZM161 61V62H160ZM105 62H108V63H105ZM121 62V61H120ZM130 62V61H129ZM128 62V63H129ZM132 62V61H131ZM130 62V63H131ZM144 62V63H145ZM148 62H149V64H148ZM166 62V63H165ZM186 62V61H185ZM92 63V62H91ZM105 63V64H104ZM122 63H125V65H126V62H122ZM134 63L135 62H133L132 63V69L135 71L136 70V68L134 69ZM160 63V64H159ZM162 63V64H161ZM164 63V64H163ZM170 63L172 64V66L173 67H171V66H169L170 65ZM178 63H180L181 64V62H176V65H178ZM189 63V62H188ZM209 63V62H208ZM121 64V63H120ZM148 64V65H147ZM158 64H159V66H158ZM166 64V65H165ZM123 65V64H122ZM121 65V66H122ZM125 65H123V66H125ZM131 65V64H130ZM144 65V66H143ZM147 67H146V66ZM162 65V66H161ZM168 65V66H167ZM127 66V65H126ZM126 66H125V68H126ZM152 66V67H151ZM165 66H167V68L165 67ZM207 67H209L208 66V64L206 65ZM144 67H145V69H144ZM150 67V68H149ZM176 67V68H175ZM105 68V69H104ZM114 68V69H113ZM117 68V69H116ZM120 68H122L121 70H120V72H123V67H120ZM129 68V70H130V67L129 66H127V68L126 69H128ZM143 68V69H142ZM168 68H170V69H168ZM175 68V69H174ZM113 69V70H112ZM126 69H124V70H126ZM163 69V70H162ZM168 69V70H167ZM101 70V71H102ZM116 70V71H115ZM133 70H131V73H132V71ZM139 70H142V71H139ZM146 70V71H145ZM155 70V71H154ZM162 70V71H161ZM172 70H174V71H172ZM180 70V71H179ZM115 71V72H114ZM127 71V70H126ZM126 71H124V73H126ZM166 71V72H165ZM110 72H112L111 74H110ZM129 72V71H128ZM136 72V71H135ZM145 72V73H144ZM153 72H154V75H152L153 74ZM163 72V73H162ZM124 73H122V74H124ZM157 73V74H156ZM170 73V74H169ZM128 74V73H127ZM172 74V75H171ZM125 75V74H124ZM129 76H131L130 75V72H129V74H128ZM174 75V76H173ZM127 76V75H126ZM128 76V77H129ZM153 77V78H152ZM159 77V78H158ZM180 77H181V79L183 80L182 82L180 81L181 79H180ZM185 77V78H184ZM146 78H147V76H146ZM152 78V79H151ZM156 79V80H154L153 81V79ZM174 78H175V80H174ZM180 80H179V79ZM135 79H137V78H135ZM188 79H189V81H188ZM151 80L153 81V86L155 87L156 85H157V87H159V89H157L156 87H155V89L153 88V87H151L150 85H151ZM159 80V81H158ZM163 80V81H162ZM125 81V80H124ZM141 81V82H140ZM157 81V82H156ZM162 81V82H161ZM167 83V81L169 82L168 84H166L165 82ZM180 83H179V82ZM185 81V82H184ZM128 82H130L129 84H128ZM160 82V83H159ZM173 82V83H172ZM147 83H148V85H147ZM150 83V84H149ZM154 83H156L155 85H154ZM164 83H165V85L167 86H169L170 85V83H171V85H170V88H167L166 86H163L164 85ZM187 83H188V85H187ZM189 83H191V85L189 84ZM179 84V87L177 86ZM183 84V85H182ZM184 84H186V86L184 85ZM24 85V84H23ZM22 85V86H23ZM105 85H107V84H105ZM132 85L135 87V89H141V91H140V89H139V91H140V93H137V94H134V95H137V96H139L140 97V94H141V96L142 95H144V94H148L147 93V91H146V93H145V91H143V90H146V86L148 87L149 86V91H150V94H151V96L150 97H148V95L147 96H142V98H141V100H142V102L144 101L145 102V100H146V102H147V97L148 98H152L151 100H148V102L149 103H147L148 105H146V107L148 108V109H150V111L149 110H147L146 108H144V106H145V104H144V102L142 103L141 101H136V99H135V97H133L132 96V94L131 93H134L131 89H133V87H132ZM162 85V86H161ZM15 85H13V88H17L16 86L14 87ZM171 86H172V88H171ZM177 86V88H175ZM182 86L184 87V88H182ZM193 87V90H192V87ZM104 87V88H105ZM162 87V88H161ZM181 87V88H180ZM12 87H11V89H13ZM117 88V89H118ZM152 88V89H151ZM165 89V91H164V89ZM166 88L167 89H169V90H166ZM187 88H190V89H187ZM130 89V90H129ZM173 89V90H172ZM206 89H208V87H206ZM17 90V89H16ZM15 89L14 90H12L13 92L14 91H16ZM125 92V90H126V94H127V97L129 98V99H127V97H126V95H125V93H123V91ZM153 90H158L157 92L156 91H154L153 92ZM182 90V91H181ZM190 90V91H189ZM10 90H8V92H9ZM132 91V92H131ZM135 91V90H134ZM139 91H137V92H139ZM202 91V92H201ZM205 91V92H204ZM11 92V91H10ZM9 92V94H12L13 92H11L10 93ZM118 92H121V93H118ZM128 92V93H127ZM136 92V91H135ZM152 92V93H151ZM165 92V93H164ZM168 92V93H167ZM185 92V93H184ZM192 92V93H191ZM201 92V93H200ZM207 92V94H205ZM212 92V91H211ZM174 93V94H173ZM9 94H6V96H8ZM153 94V95H152ZM164 96H163V95ZM180 94H181V96H180ZM186 94V95H185ZM193 94V95H192ZM197 94V96H194V95H196ZM123 95H125V96H123ZM154 95H156V96H154ZM160 95H161V97H160ZM178 95V96H177ZM188 95H189V97H188ZM192 95V96H191ZM205 97H204V96ZM210 95V96H209ZM137 96H136V98H137ZM154 96V97H153ZM159 96V97H158ZM184 96V97H183ZM186 96V97H185ZM208 96V97H207ZM9 97V96H8ZM10 97H11V95H10ZM138 97V98H139ZM146 97V98H145ZM176 97V98H175ZM202 97V98H201ZM207 97V98H206ZM123 98V99H122ZM125 98V99H124ZM133 98H134V100H135V102H131L130 100L132 99L133 100ZM154 98V99H153ZM159 98H160V100H159ZM165 98V99H164ZM183 98V99H182ZM199 98V101L197 100ZM212 98V99H211ZM244 98V97H243ZM246 98V97H245ZM244 98V99H245ZM157 99V100H156ZM163 99V100H162ZM125 100V101H124ZM153 100V101H152ZM156 100V101H155ZM167 102H166V101ZM208 100H210V101H208ZM127 101V102H126ZM159 101H161V102H159ZM213 101V102H212ZM244 101V100H243ZM242 100H240L239 102L241 103V102H243ZM137 102H139L138 103V105H141L142 104V106L141 107H143V108H141L140 106H138V107H136L135 106V104H137ZM141 102V103H140ZM145 102V103H146ZM151 102H157L158 104H156V105H154V103H152L151 104ZM180 104V105H178V103ZM37 103H39V101L37 102ZM41 103H45V102H40V105H42ZM123 103V104H122ZM130 103H133L132 105H130ZM176 103H177V105H176ZM245 103V102H244ZM102 103H100V105H98L99 107H96V109H99V110H101V112L100 111H98V112H100V114H101V117H100V115L98 116V117H96V118H98V119H95V117H93V119L94 120H92V121H90V119H89V121H87L88 119H86V118H89V116L87 117V115H89V114H86L85 112V115L86 116H84L83 115V117H86V118H82L81 116H82V114H84V113H81L80 111H78V110H80L77 106H74V109H73V107H72V109L73 110H75V108H78V110L76 109L75 111H73L72 109V111L70 110V109H68V111L70 112V114H69V112H67L68 114H69V116L68 115H66V113H65V116H63L64 118L62 119V120H64V119H67V120H65L64 122H66L65 124H63V126L65 125V126H68L67 127V130L68 131H72V133L74 132H76L77 133V131L79 132V133H82L83 134V136H85L84 138L86 139H89L87 142H89L90 140H91V138L93 139V140H91L90 141V143L92 144V146L94 145V147H90L91 149L92 148H95V150H97L96 149V147H98V146H100V147H98L99 149V152H95V151H93V149H92V153H90L91 155H89L90 157H89V159L83 164V166L84 167H82L81 168V174H80V177H83L82 178V180L85 182H87V184L86 183H82V181H81V178H78L79 180H76V189H66L65 190V197L62 199V201L60 200V202H59V208H69L74 214L70 217V219L71 220H75V219H78V221H79V223L81 224V225H85V224H88L89 223V219L90 220H92L91 222H94L95 221V218H97V212H98V208L99 209H104V204H105V202L107 201V200H109V199H111V197H112V194H113V192H117L118 190H119V187H117L118 185H119V183H117L119 180H122L123 178L125 179V178H127L126 176L127 175H125V173L126 174H128V176L130 177V175H129V173H127V172H125L124 173V171H123V173H124V175H125V177H120V178H122V179H120L119 178V176L120 175H123L122 174V170H124V168L125 167H123V168H121L120 166H121V164L120 163H124V161H123V155L122 156H120L122 153H120L121 151H122V145L119 143V141H118V143H119V145L117 144V146L115 145V143H116V139L119 137V136H117L116 138L114 137L113 138V135L115 134V127H113V129H112V126H113V124H112V122L110 121V117H109V115H107V112H106V110L104 109V106H102L101 105ZM114 106H113V105ZM129 104V105H128ZM161 104V105H160ZM167 104V105H166ZM52 105H54V104H52ZM56 105V104H55ZM54 105V106H55ZM116 105H118L117 107H115ZM121 105V106H120ZM134 105V106H133ZM185 105V106H184ZM196 105V106H195ZM239 105V104H238ZM238 105H236L237 107H232V109L233 108H238ZM242 105V104H241ZM245 105H246V107L248 106L246 103H245ZM255 105V106H254ZM254 107H255V110H259L258 109V107H256V106H259V107H261L260 106V104L258 103V102H254ZM43 106V105H42ZM47 106V105H46ZM46 106H44V107H46ZM54 106H52V107H54ZM178 106H179V108H178ZM201 106V107H200ZM80 107V106H79ZM101 107H103L102 109H101ZM121 107V108H120ZM140 107V109H138V110H140V112L141 113H143V116L145 117V119H143V120H146V119H148V121L149 122H147V123H150V125L152 124V123H154V125H156V126H154L153 124L151 125V126H153L154 128L153 129H155V127H159L160 125H162V126H164V127H162V126H160L159 127V129H158V127H157V130L155 129V132H154V135L151 133V129H148V128H146L145 130H143L142 128H141V126L139 125V123H140V121H142V123H143V120L140 118V117H142V116H140V112L138 111V114H136L137 112H136V110H137V108H139ZM156 107V108H155ZM175 107V108H174ZM206 109H205V108ZM239 107H240V105H239ZM242 107V109H243V111H244V107H243V105L241 106ZM263 107V106H262ZM49 108V107H48ZM69 108H71L70 106H69ZM81 108V107H80ZM127 108V109H126ZM155 108V109H154ZM160 108H162V110L160 109ZM249 108V107H248ZM264 108V107H263ZM50 109V108H49ZM82 109V108H81ZM133 109V110H132ZM136 109V110H135ZM144 109V110H143ZM156 109L158 110V112L156 111ZM159 109H160V111L161 112H159ZM247 109V108H246ZM127 110V111H126ZM165 112H164V111ZM174 110H176L175 111V113H174ZM205 110H206V114H205ZM208 110V111H207ZM235 110V112H237L238 110L239 111H241V109L239 108V109H234ZM260 110H261V108H260ZM259 110V111H260ZM263 110V109H262ZM85 111V110H84ZM135 111V112H134ZM147 111V112H146ZM152 111H154V112H152ZM230 111H231V109H230ZM238 111V112H239ZM248 111V110H247ZM72 112H73V114H72ZM76 112V113H75ZM78 112V113H77ZM79 112L81 113V114H79ZM103 112V113H102ZM114 112V114L116 115V118H117V122L119 123H117L118 124V128H120V129H122V130H119V131H117L118 132V134L120 135V137L122 138V140L125 138V136L126 135H123V134H126L125 133V130L123 129V128H121L122 127V125L120 124V116H121V114H119V112H116L115 113ZM125 112V113H124ZM131 112H133V113H135V115H133V113H131ZM158 114H157V113ZM176 112H177V115H176ZM182 112V113H181ZM202 112V113H201ZM204 112V113H203ZM231 112H233V113H235L233 110L231 111ZM88 113V112H87ZM147 113H150V114H148L147 115ZM153 115H152V114ZM162 113H165V114H162ZM231 114L233 117H235V119H236V116H234V114ZM78 116H77V115ZM99 114V113H98ZM131 114V116L132 117H130L129 115ZM155 114H157V116L155 115ZM211 114H212V116L214 115V118H212V120H211ZM71 115V116H70ZM150 115V116H149ZM153 117H152V116ZM200 115V116H199ZM67 116V117H66ZM73 116V117H72ZM128 116L130 117V120L128 119ZM140 116V117H139ZM164 116V117H163ZM176 116V117H175ZM178 116V117H177ZM182 116V117H181ZM190 116V117H189ZM202 116V117H201ZM204 116V117H203ZM238 116H240V115H238ZM243 116V115H242ZM242 116L239 118V119H241L242 118ZM66 117V118H65ZM75 117V118H74ZM153 119H152V118ZM155 117V118H154ZM163 118L162 120H161V118ZM233 117H230L231 119L233 118ZM139 118L141 119L140 121H139ZM176 118V119H175ZM198 118H199V121H196L195 122V120L197 119L198 120ZM202 118H204V119H202ZM73 119H74V121H73ZM77 119H78V121H77ZM85 119V120H84ZM92 119V118H91ZM100 119V120H99ZM133 121H132V120ZM182 119V120H181ZM184 119L186 120L185 121V123L183 122L182 123V121H184ZM193 119H194V121H193ZM234 119V118H233ZM235 119L233 120V122L235 123ZM245 119V118H244ZM71 120V121H70ZM81 120V121H80ZM191 120V121H190ZM242 120H243V118H242ZM242 120H241V124H240V126L241 127H244V125H246V124H244V122H242ZM6 121H7V119H6ZM9 121H11L10 119L8 120V124L9 125H7V129H10V126L11 127H14V125H13V123L11 122H9ZM82 121H83V123H82ZM98 121V122H97ZM156 123H155V122ZM174 121H175V123H174ZM63 122V121H62ZM63 122V123H64ZM77 122V123H76ZM80 122V123H79ZM86 122H87V124H86ZM135 122H137V123H135ZM161 122H162V124H161ZM179 122L180 123H182V125H185L186 127L184 128H182V125H180V127H179ZM190 122L192 123L191 125H190ZM198 122V123H197ZM211 122V123H212ZM72 123H74V125L72 124ZM90 123V124H89ZM93 123V124H92ZM112 125H111V124ZM129 123H126V124H129ZM135 123V124H134ZM146 123V122H145ZM146 123V124H147ZM157 123H158V125H157ZM196 123V124H195ZM242 123H243V126H242ZM29 125L27 122H25V123H23V125ZM80 124V125H79ZM136 124H138V125H136ZM172 124V125H171ZM120 125H121V127H120ZM148 125V124H147ZM169 125H171L170 127H173L174 126V133H172V131L170 130V127H169V129H168V126ZM176 125V126H175ZM235 125L237 126V125H239V122H238V124H236L235 123ZM8 126H9V128H8ZM64 126V127H65ZM150 126V127H151ZM24 127L25 126H22V124L21 125H18V127H17V129H19L18 131H22V138L20 137V140L22 139V143L23 144H21L20 142V140H16L17 141V146H16V148H15V140L13 141V139L11 138V137H7L8 138V142H9V140H10V142L9 143H11V142H14V143H11V144H9L8 142H7V138L3 135H0V141H2V138L3 137H5V138H3V141L4 140H6V142H5V144H4V142L2 143V142H0V147H2V145H4L3 147H2V149L3 148H6V149H4V150H1V148H0V156H2V158H4L3 157V155H1L2 153L4 154V152H5V156L7 157V158H5L6 160H7V162H8V164H9V162H10V159L11 158H9V157H15V158H17V157H19L18 155L19 154H22L23 155V150L22 149H26V151L30 154V156L32 155V153H33V148L35 147V146H38L39 147V149H41L40 148V145L38 144V137L39 136H41V135H44V134H46V135H48L47 134V132L45 131L46 129L43 127V126H41L40 124H36L35 126H33V130H31V127H28L27 126V129H25L26 131H24ZM37 127V128H36ZM73 127V129H71ZM76 127H77V129H81L80 131L79 130H77L76 129ZM138 127H139V129H138ZM148 127V126H147ZM149 127V128H150ZM167 127V128H166ZM176 127V128H175ZM188 127V128H189ZM26 128V127H25ZM28 128H30V130L28 129ZM44 128V130L42 131V130H40V129H43ZM116 128H117V126H116ZM125 129H126V127H124ZM192 128H196V126L195 127H193L192 126ZM192 128H191V130H192ZM245 128V130H246V126L244 127ZM34 129L36 130V133H35V131H34ZM65 129V128H64ZM83 129V130H82ZM135 129H138V131L136 130L135 131ZM162 129V130H161ZM180 129H181V131H180ZM241 129V128H240ZM37 130H39V131H42V132H38ZM76 130V131H75ZM118 130V129H117ZM177 130V131H178ZM236 130H238V128L236 127ZM235 130V133L237 132ZM113 131V132H112ZM156 131H157V134L158 135H156L155 133H156ZM244 131V130H243ZM85 134H84V133ZM123 132V133H122ZM129 132V131H128ZM128 132H127V134H128ZM42 133V134H41ZM111 133H114L113 135L111 134ZM241 133V132H240ZM239 133V134H240ZM0 134H2V133H0ZM31 134V135H30ZM117 133L115 134V136L116 135H118ZM134 134V135H133ZM172 134V135H171ZM176 134H178V132L176 133ZM183 135H184V133H182ZM181 134V135H182ZM238 134V133H237ZM242 134V133H241ZM25 135V136H24ZM32 135H35L36 136V138H35V136L33 137ZM39 135V136H38ZM146 135V136H145ZM147 135H148V137H147ZM174 135V136H173ZM181 135H179L178 134V136H180L181 137ZM6 136H8V134L6 133ZM155 137V139L154 140H156V137H157V139H158V141L159 142H156V141H152L153 139L152 138H154ZM170 136H172V137H170ZM177 136V138H179ZM235 137H233V138H235V141H236V138L238 137V135H234ZM237 136V137H236ZM124 137V138H123ZM128 136H126V138H127ZM135 137L136 136H134V139H135ZM136 137V138H137ZM183 137V136H182ZM241 137V136H240ZM244 137V138H243ZM247 139H246V138ZM248 137H250V136H246V131H245V134L244 135H242V137H241V139L242 140H240V138H239V141L238 142H240V141H242L241 143H237V141L235 142H233L232 144H235V147H234V145L233 146H231L232 147V149L231 150H233L232 151V153L234 154V152L235 151H237L238 153H239V151H240V149L242 150V148L244 147L245 148V146H243L246 142L245 141H247L248 143L247 144H249V142H250V144H252L251 143V141H250V138H248ZM11 138V139H10ZM147 138V139H146ZM161 138V139H160ZM173 138H175V141L173 140ZM17 139V138H16ZM19 139V138H18ZM26 139V140H25ZM27 139H28V141L29 140H32V141H30V144L27 142ZM86 139V140H87ZM128 139H130V141H131V136H129L128 138H127V141L125 140V142L127 143V144H129L130 142L128 141ZM246 139V140H245ZM249 139V140H248ZM263 139H264V137H263ZM263 139H261V141H260V143L262 142V144H264L263 143ZM12 140V141H11ZM136 140V139H135ZM176 140H177V142H176ZM238 140V139H237ZM18 141H19V144H18ZM93 141H94V144H93ZM138 138H137V140H136V143L138 144ZM148 141V142H147ZM161 141V142H160ZM230 141H233V139L231 138V140ZM96 142H97V144H98V146H97V144H96ZM102 142H103V144H102ZM152 142L154 143V145H155V142H156V145H155V147L153 146V144H152ZM245 142V143H244ZM257 142V141H256ZM259 142V141H258ZM33 143V144H32ZM37 143V144H36ZM157 143H159V146L157 145ZM175 143V144H174ZM177 143V144H176ZM181 143V144H180ZM100 144V145H99ZM182 144H184L185 145V148L186 149H184L183 147H181V148H179V150H177V151H181L180 149H184L185 151H183V152H180V153H178V154H180V155H177V151H175L176 149L175 148H177L176 146H183ZM238 144H240V145H242V146H240V145H238ZM257 145L259 144V143H256ZM9 145V146H8ZM14 147H13V146ZM30 145V146H29ZM31 145H32V147H31ZM90 145V144H89ZM173 145V146H172ZM230 145H231V143H230ZM237 145V146H236ZM246 145V144H245ZM13 147V148H11V147ZM22 146V147H21ZM24 146V147H23ZM96 146V147H95ZM240 146V147H239ZM21 147V148H20ZM140 147V146H139ZM234 147V148H233ZM238 147V148H237ZM242 147V148H241ZM9 148V149H8ZM15 148V149H14ZM18 148V149H17ZM118 148V149H117ZM188 148V149H187ZM189 148L191 149V150H189ZM240 148V149H239ZM11 149H13L14 150V152H13V150H12V152H11ZM25 149H24V153L26 154V151H25ZM101 149V150H100ZM121 149V151L119 152V150ZM174 149V150H173ZM178 149V148H177ZM236 149H239V150H236ZM16 150V151H15ZM21 152H19V151ZM22 150V151H21ZM117 150V151H116ZM140 151H141V147H140V149H139ZM244 150V149H243ZM243 150H242V152H240L241 153V155L243 156ZM246 150V155H248L247 157H253V155H251V154H248V152H247V148L245 149ZM244 150V151H245ZM1 151H3V152H1ZM101 151H104L103 153L101 152ZM189 151V152H188ZM195 151V152H194ZM196 151H198L199 153H196ZM100 152L102 153V154H100ZM109 152H111V153H109ZM164 152H165V155H164ZM171 152V153H170ZM188 152V153H187ZM192 152V153H191ZM11 153H13V154H11ZM27 153V154H28ZM196 153V154H195ZM236 153V152H235ZM244 153V154H245ZM252 153H253V151H252ZM255 153H258V152H254L253 154H254V156H258V157H261V155H259V153L257 154V155H255ZM11 156H10V155ZM27 154H26V156H27ZM108 154V155H107ZM115 154V155H114ZM184 154H186V155H184ZM190 154V155H189ZM199 154H200V156H199ZM202 154H204V153H202ZM232 154V156H236V154L235 155H233ZM9 155V156H8ZM166 155H168V156H166ZM170 155V156H169ZM181 156L182 157V159H183V156H186V158L187 157H189V158H185L184 157V159H183V161H185V162H187L190 166H191V168H189V174H187L186 172H184L183 173V178H182V176H181V178L180 179H177V176H179V175H175L176 174V171L177 170H174L175 169V167H174V164H172V162H173V160L175 159V158H173V157H176V156ZM183 155V156H182ZM193 155V156H192ZM240 155V154H239ZM21 156V155H20ZM25 155L24 156H21L20 158H24V157H26ZM115 156V157H114ZM142 156H144L143 154H142ZM29 157V156H28ZM26 158V160H28L29 158ZM98 157V158H97ZM102 157H103V159H102ZM109 157V158H108ZM121 157V158H120ZM168 157H171V160H170V162L168 163H166V161H167V159H168ZM246 157V156H245ZM244 157V158H245ZM119 161V160H121L122 162H118V161H116V159ZM167 158V159H166ZM206 158V159H205ZM208 158H209V160H211V161H209L208 160ZM215 158H216V160H215ZM240 158H243V157H241L240 156ZM106 159L108 160V159H110L109 161H106ZM114 159V162L112 161ZM144 159V158H143ZM166 159V160H165ZM181 159V160H182ZM198 159V160H197ZM245 159H247V158H245ZM176 160V159H175ZM191 160V161H190ZM237 161H238V163H239V161L241 160V159H236ZM104 161V162H103ZM111 161L113 162V165H114V167H112V164H111ZM193 161V162H192ZM216 161H217V163H219V164H216ZM25 162V161H24ZM110 162V164H111V169L112 170H110V165H108L107 166V164ZM116 162V163H115ZM117 162H118V167L116 166L117 165ZM146 162V163H145ZM177 162V161H176ZM98 164V166H96L95 164ZM173 163H175V161L173 162ZM208 163V164H207ZM211 163V164H210ZM212 163H213V165H214V168H213V166H212ZM241 163V162H240ZM11 164V163H10ZM9 164V165H10ZM169 164H172V168L174 167V169H171V165H169ZM216 164V165H215ZM101 167H100V166ZM123 165V164H122ZM144 165H145V167L146 166H148L149 165V162H147V161H144ZM150 165V166H151ZM176 165V164H175ZM202 165V166H201ZM209 165H211V166H209ZM217 165H219V166H217ZM222 165V166H221ZM107 166V167H106ZM116 166V167H115ZM125 166V165H124ZM150 166H148V167H150ZM169 166V168L170 169H167V167ZM198 166V167H197ZM216 166V167H215ZM221 166V169H219V167ZM121 169H120V168ZM176 167H177V165H176ZM194 167V168H193ZM201 167V168H200ZM229 167V168H228ZM86 168H87V170H86ZM99 170H98V169ZM152 168V167H151ZM197 168V169H196ZM230 168H232V171H231V169ZM102 169V170H101ZM127 169V168H126ZM126 169H125V171H126ZM191 169V170H190ZM210 169V170H209ZM218 169H219V171H218ZM223 169V170H222ZM228 169V170H227ZM82 170H83V172H82ZM128 170V169H127ZM168 170V171H167ZM208 170H209V172H208ZM221 170V171H220ZM234 170V171H233ZM243 170H245V171H243ZM247 170H248V172H247ZM170 171V172H169ZM207 171V172H206ZM219 173H218V172ZM224 171V173H225V175H224V173H222ZM227 171V172H226ZM230 171V172H229ZM242 172V175L241 176H237V175H239L238 173H241ZM118 172V173H117ZM217 172V173H216ZM231 172H233V173H231ZM88 173H89V175H88ZM105 173L107 174V175H105ZM157 173H158V175H157ZM192 173V174H191ZM207 173V174H206ZM221 173V174H220ZM228 173H230L229 175H226V174H228ZM82 174H84L83 176H82ZM93 174V175H92ZM102 174V175H101ZM204 174H206L205 176H204ZM218 174H220V175H218ZM235 174H236V176H235ZM244 174V175H243ZM96 175V176H95ZM105 175V176H104ZM110 175V176H109ZM152 175V176H151ZM155 175V176H154ZM172 175V176H171ZM176 177H174V176ZM189 175V176H188ZM171 176V177H170ZM242 176H245V177H242ZM86 177V178H85ZM89 177V178H88ZM102 177V178H101ZM104 177V178H103ZM108 177H110V178H108ZM172 177H174V178H172ZM205 177V178H204ZM241 177V178H240ZM85 178V179H84ZM92 178V179H91ZM179 178V177H178ZM191 178V179H190ZM204 178V179H203ZM217 178H216V180H217ZM218 178V179H219ZM100 179V180H99ZM107 179V180H106ZM124 179L122 180V182H125L124 181ZM130 179V178H129ZM176 179L177 180H180V184H181V182H182V184H181V186H178L177 184L179 183V181H178V183L176 184ZM93 180V181H92ZM102 180V181H101ZM104 180V181H103ZM112 180V181H111ZM128 179H126V181H127ZM175 180V181H174ZM196 182H195V181ZM92 181V182H91ZM129 181V184H131V181L130 180H128ZM127 181V182H128ZM156 181V182H155ZM157 181H158V183H157ZM175 183H174V182ZM190 181V182H189ZM90 182V183H89ZM109 182V183H108ZM126 182V184H128ZM194 182H195V185L197 184V186H195L194 185ZM107 183V184H106ZM167 183H169V184H167ZM200 183H199V185H200ZM81 184V185H80ZM100 184V185H99ZM115 184V185H114ZM118 184V185H117ZM159 184V185H158ZM179 184V185H180ZM184 184V185H183ZM98 185V186H97ZM159 187H158V186ZM178 187H177V186ZM105 186V187H104ZM115 186L117 187V190L115 189ZM184 186V187H183ZM101 187V188H100ZM107 187H110V188H107ZM114 187V188H113ZM175 187V188H174ZM179 187H180V189L182 190V191H184V192H182V191H180V189H179ZM158 188V189H157ZM161 188V189H160ZM205 188H207L206 190H205ZM105 189V190H104ZM164 189H166L165 191H164ZM103 190V191H102ZM116 190V191H115ZM162 190V191H161ZM192 190H193V193H192ZM198 190V191H197ZM94 191V192H93ZM102 191V192H101ZM111 191V192H110ZM166 191H167V193H166ZM96 192V193H95ZM99 192V193H98ZM161 192V193H160ZM165 192V193H164ZM176 192V193H175ZM208 192V191H207ZM177 193H178V195H179V197H180V199L182 200V202H181V200H180V202L182 203V206H180L181 208H182V210H181V208L180 207H177L178 206V204H176V201H174L173 200V198L175 199V197H173V196H176L177 195ZM96 194V195H95ZM102 194H104V195H102ZM160 194H163V195H160ZM172 194V195H171ZM176 194V195H175ZM195 194H198L200 197H201V199H200V201L202 202V201H204V202H202V203H204L206 206H208V205H212L211 207L209 206V207H207V208H204L205 209V214L208 212L209 214L207 215V216H205V214H202L201 213V211L199 210V203L197 204L196 203V200H197V202H199V196H197L196 197V195ZM201 194V195H200ZM222 196H221V195ZM224 194V195H223ZM99 195V196H98ZM177 195V196H178ZM207 195V194H206ZM162 196V197H161ZM163 196H164V198H163ZM170 196H172V197H170ZM204 196V197H203ZM217 197V198H216ZM102 200L103 199V201H101L100 199ZM153 198V199H152ZM172 198V199H171ZM215 198V199H214ZM188 199V200H187ZM218 199V200H217ZM161 200V201H160ZM165 200V201H164ZM187 200V201H186ZM190 200V201H189ZM186 201V202H185ZM195 201V205L196 206H193L194 205V202ZM104 202V203H103ZM184 202V203H183ZM212 202V203H211ZM158 203H160V204H158ZM213 203L215 204L214 206H213ZM184 205V206H183ZM92 206V207H91ZM98 206V207H97ZM164 206H166V207H164ZM88 207H89V210H88ZM95 207H97L96 209H95ZM190 207V208H189ZM205 207V206H204ZM140 208V204L138 205V210L140 211L141 210V208ZM157 208H159V209H157ZM167 208H169L170 210H168ZM178 208H180V209H178ZM188 208V209H187ZM211 208V209H210ZM95 209V210H94ZM194 211H193V210ZM208 209V210H207ZM210 209V210H209ZM213 209V210H212ZM89 211L87 214L88 215H85L86 214V211ZM179 210H181L182 211V213L180 212L179 213ZM190 210V212H192L193 214L191 215V217H190V212H188L187 214H186V211H189ZM80 211H84L85 212V214L82 216V215H80V217L78 218V216H79V213H80ZM185 211V213L184 214H186L187 216H189L190 218H192L191 220L189 219V217L187 218V216L185 215V216H183L184 214H183V212ZM196 211H198V212H196ZM170 212V213H169ZM196 212V213H195ZM211 212V213H210ZM95 213H97V214H95ZM213 213H215V214H213ZM170 214V215H169ZM179 214H181V216L179 215ZM189 214V215H188ZM211 214H212V216H211ZM169 215V216H168ZM96 216V217H95ZM195 216H193L194 218H195ZM178 217H179V219H180V221L178 222ZM197 217V218H198ZM209 217V218H208ZM186 218V219H185ZM211 219H210V221H211ZM209 221V220H208ZM226 222V223H224V222ZM181 222V223H180ZM183 222V223H182ZM217 222H218V224H217ZM179 223H180V225H179ZM223 223V224H222ZM79 224V225H80ZM174 224H175V226H177V228L174 226ZM173 225V226H172ZM190 225V226H189ZM224 225H226V226H224ZM94 226V225H93ZM180 226V227H179ZM223 226H224V228H223ZM75 227H76V224H71L69 227H66V228H64V229H61V227H60V229L58 228L57 230H51L52 231V233L54 232L55 234H57L56 235V237L55 236H52L51 234V231H50V235H49V237L50 236H52V240L54 239L56 242H54V240H53V242H50L51 241V237L50 238H47V245H50L51 247H52V249H55V251H56V253H58V251L59 252H61L65 257H66V260L64 261V260H62V261H64L63 263L65 264L66 262L68 263V264H70V262H72L73 261V259L76 257L75 255V253L74 252H71L73 249H74V247H73V245H72V247H69L68 245H67V242L69 241V239H70V236H71V232L73 231V229H75ZM66 229L68 230V232L66 231ZM167 229V228H166ZM179 231H178V230ZM209 229H211L212 231L214 230L215 232H217L216 234H215V232L213 231H211L210 232V230ZM102 230V225H97V224H95V227H93L92 228V232L94 233V234H96V233H98L99 231H101ZM168 230H169V228H168ZM191 230V231H190ZM226 230V231H225ZM103 231V230H102ZM59 232V233H58ZM66 232V233H65ZM179 232V233H178ZM204 232H203V234H204ZM92 233V234H93ZM100 233V232H99ZM209 233H213V235H214V237L210 234V236H209ZM219 233V234H218ZM221 233V234H220ZM60 234H63V235H60ZM68 234V235H67ZM90 234H91V232H90ZM93 234V235H94ZM60 235V236H59ZM193 235V236H192ZM197 235V236H196ZM224 235H226V236H224ZM180 236V237H179ZM197 238H196V237ZM217 236V237H216ZM220 236V237H219ZM232 236V237H231ZM55 237V238H54ZM62 238V240L64 239V241H62L61 240V238ZM189 237V238H188ZM229 237H230V240L232 241V244L233 243H235V244H231V248H230V246L228 245V243L226 242V241H228L229 240ZM234 237V238H233ZM227 238H228V240H227ZM233 238V239H232ZM48 239L50 240V241H48ZM66 239V240H65ZM109 239V240H108ZM166 239L168 240H166L167 242H169V240H171V239H169V237H168V235L166 236ZM218 239H220L221 240V242H222V240L223 241H225V242H223V244H221V242H220V240H218ZM187 240V242L185 243V241ZM213 240H214V242L216 243H214L213 242ZM109 241V242H108ZM202 241H203V239H202ZM217 241V242H216ZM234 241V242H233ZM112 239H110L109 237H107L106 239H104V240H102L101 241V244H104L105 243V245L106 246H108L109 247V252H107L106 254H107V256H109V255H111L112 253L114 254V253H116V252H118V250H119V245H117V244H115V245H113L112 243ZM172 241H170V243H171ZM200 242V241H199ZM53 243H55V245L56 246H54V244ZM57 243V244H56ZM108 243V244H107ZM169 243V248H171V245H172V243L170 244ZM217 243H218V245H217ZM110 244H111V247H110ZM186 244H188V246L187 247H185L186 246ZM183 245H185V246H183ZM217 245V246H216ZM227 246V247H224V246ZM235 245V246H234ZM63 246H65V247H63ZM113 246V247H112ZM181 246V245H180ZM193 246V245H192ZM234 246V247H233ZM56 247V248H55ZM61 247V248H60ZM107 247V248H108ZM220 247V248H219ZM66 248H68V250L66 249ZM172 248H174L173 247V245H172ZM184 248L186 249L185 251H184ZM191 248V247H190ZM193 248V247H192ZM59 249V250H58ZM60 249H63L62 251H60ZM64 249H66V250H64ZM111 249V250H110ZM58 250V251H57ZM71 250V251H70ZM169 250H171V249H169ZM172 250H174V249H172ZM215 250V251H216ZM54 251V252H55ZM67 252V253H64V252ZM69 251L71 252V253H69ZM112 251V252H111ZM114 251V252H113ZM215 251H213V252H215ZM129 252V251H128ZM171 252H176V250H174V251H171ZM204 252V251H203ZM61 253H59V255L57 256V254L56 255H54V257L56 256L57 257V259H58V257H59V259L58 260H60V261H58L59 263H56V264H62V263H60V262H62L61 261V256H60V254ZM109 253V254H108ZM130 253V252H129ZM172 253V254H173ZM184 253V254H183ZM201 253V252H200ZM211 253V252H210ZM86 254V252L84 253V255ZM199 254V253H198ZM209 254V253H208ZM132 255V254H131ZM174 255H176V254H173V257H174ZM186 255H188L189 256V253L188 254H186ZM207 255V254H206ZM64 256L62 257V259H65L64 258ZM134 255H132V258H134L133 257ZM176 256H178V255H176ZM175 256V257H176ZM188 256H186V257H188ZM199 257V259H201V257L203 256V255H201V254H199L198 255ZM201 256V257H200ZM54 257H52V258H54ZM55 257V258H56ZM218 258H219V256H217ZM216 257V258H217ZM262 257H264V256H262ZM261 257V258H262ZM54 258V259H55ZM82 258H84V257H82ZM82 258H79V259H81V260H83ZM135 258H137V257H135ZM134 258V260L136 261V263H133V264H137L138 262V264H145L144 263V261H142V259L140 260V258H138V259H135ZM178 259H176L175 258V264H178L179 263V257H177ZM202 258H204V257H202ZM217 258V259H218ZM56 259V260H57ZM260 259V258H259ZM202 260V259H201ZM200 260V262H202ZM262 260H263V258H262ZM51 261H52V259H51ZM54 261V260H53ZM52 261V262H53ZM78 261H80V260H78ZM57 262V261H56ZM53 263H55V262H53ZM52 264V263H51ZM128 264H132V263H128ZM179 264H182L181 262L179 263ZM200 264V263H199ZM201 264H203V263H201Z\"/></svg>",
	"mask_w": 264,
	"mask_h": 264
}]
</instances>
